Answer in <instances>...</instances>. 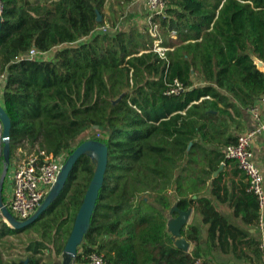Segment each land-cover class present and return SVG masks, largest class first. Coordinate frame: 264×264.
<instances>
[{
	"label": "trees",
	"instance_id": "trees-1",
	"mask_svg": "<svg viewBox=\"0 0 264 264\" xmlns=\"http://www.w3.org/2000/svg\"><path fill=\"white\" fill-rule=\"evenodd\" d=\"M132 2L0 0L10 167L16 155H70L90 132L107 145L108 165L75 264H88L94 252L109 264H213L198 225L182 230L191 251L174 244L169 211L175 202L196 210L197 199L182 195L186 184L195 195L211 187L244 225L259 227L258 198L224 149L264 94V0H168L143 27H117ZM115 5L120 10L107 29L105 9ZM155 40L167 49L163 55ZM54 49L51 60L27 57ZM175 80L182 90L170 93ZM223 162L242 174L232 189L222 183L224 171L213 178ZM95 167L82 155L60 194L24 228L9 226L0 213V264H52L47 257L63 253ZM221 219L210 224V241L217 232L223 251L237 241L247 250L239 257L260 262L261 239Z\"/></svg>",
	"mask_w": 264,
	"mask_h": 264
},
{
	"label": "built area",
	"instance_id": "built-area-1",
	"mask_svg": "<svg viewBox=\"0 0 264 264\" xmlns=\"http://www.w3.org/2000/svg\"><path fill=\"white\" fill-rule=\"evenodd\" d=\"M149 18L155 14H163L168 0H144ZM0 3V10H1ZM148 19V21L150 20ZM106 31V28H103ZM156 36V27L152 30ZM175 37L176 32L172 33ZM157 41V40H156ZM160 40L154 46L155 50L162 55L167 50L160 46ZM41 53L32 50L27 57L29 59H40ZM4 77L0 76V85L4 82ZM170 89V93H178L182 90V85L177 80ZM251 126L238 135L234 144L228 145L224 149V157L227 160H234L238 168L244 172L248 181V190L253 192L259 202L260 223L259 228L264 229V174L258 164L254 151V143L264 134V94L249 109ZM0 129L2 123L0 121ZM1 137V135H0ZM68 153L53 156L44 151L38 154L32 153L26 157H15L13 160V171L9 175L10 192H6L3 199L12 215L19 221H24L31 217L39 208L52 186L55 184L61 168L66 161ZM1 213V212H0ZM261 261L245 264H264V233L260 244ZM88 264H109L105 258L97 252L90 255Z\"/></svg>",
	"mask_w": 264,
	"mask_h": 264
},
{
	"label": "water",
	"instance_id": "water-1",
	"mask_svg": "<svg viewBox=\"0 0 264 264\" xmlns=\"http://www.w3.org/2000/svg\"><path fill=\"white\" fill-rule=\"evenodd\" d=\"M101 15L98 13L97 20L100 21ZM2 11L0 10V31L2 27ZM258 66H263V63H259ZM0 121L2 123L1 141H2V154H3V171L0 176V212L7 224L13 228L21 229L33 222H35L47 209V207L55 200V198L60 194L63 187L66 184L68 176L72 171L74 165L78 159L84 155H89L96 164L93 178L91 179L86 193L83 198V202L76 214L70 235L64 247L63 255L65 256L63 264H71L75 261L78 254V249L83 241L85 234L87 233L91 218L94 213L97 199L99 196L100 189L104 184L105 173L108 165V147L105 143L97 140L96 138H89L81 142L76 146L72 153L67 157L64 162L61 171L57 177L55 184L52 186L51 190L36 210V212L24 221L17 220L12 213L9 211L7 206L3 201V190L6 177L11 163V119L7 114L5 107L0 104ZM95 129L102 130V126H94ZM223 169V165L216 171L213 176H217ZM192 213V208L188 210H182L177 206L175 202L169 215L173 216L171 220L168 221L167 230L171 234L174 244L183 249L184 251H189L190 242L182 235V230L187 226L190 215ZM175 215V217H174ZM25 264L27 262L25 261Z\"/></svg>",
	"mask_w": 264,
	"mask_h": 264
},
{
	"label": "crops",
	"instance_id": "crops-1",
	"mask_svg": "<svg viewBox=\"0 0 264 264\" xmlns=\"http://www.w3.org/2000/svg\"><path fill=\"white\" fill-rule=\"evenodd\" d=\"M146 8L147 7L145 6V10ZM127 14L128 15L126 19L131 20L133 18V8L130 11H128ZM50 53H52V56H50ZM53 56H54V51H50V52L42 53L40 59L51 60ZM263 67H264V64H263ZM259 68L260 70L264 71V68L263 69L261 67ZM4 83L5 81L0 85V104L1 105H3L2 97H3V91H4ZM250 126H251L250 116L247 111L245 114L244 128L242 131L248 129ZM254 151H255L258 164L261 167V170L264 174V134L261 135L254 143ZM222 165H223L222 171H224L222 183H228L229 185H231L229 186L230 189H232L233 183L239 184L242 174L235 175L232 173L234 169L232 162L228 164H225L223 162ZM7 192L8 193L10 192V185L8 187ZM182 195L188 198L191 197L193 199H197L195 203L196 210H195V207H191L192 213L190 215L187 225L194 223L198 225V227L201 229V248L203 252L209 251L211 253L210 256H207L210 262L213 264H245L247 263L248 261H246V257L238 256V254L240 253L247 252L244 245L238 244L237 241H235V243H233V241H230V246L226 247L227 249L226 251H223L220 247H218V244H217V232L211 238V241H210L208 237V229L210 227V224L214 220H216L217 224L222 223L223 220L221 219V217H223L227 219L228 221H230L231 223H233L234 225L238 226L239 228L246 230L249 234L253 235V237L257 239H261L263 237L264 229L261 230L259 227L251 228V227L244 225L242 220L240 218H237L234 215V211H233L232 206L230 205V202L221 203L215 199V197L211 194V187H208L204 192L200 193L199 195H195L191 192L189 184H186ZM205 216L209 218H206ZM172 218L173 216L169 215V220H171ZM234 244H237L238 246L235 252L233 251ZM193 247L194 245L190 243L189 251H191Z\"/></svg>",
	"mask_w": 264,
	"mask_h": 264
},
{
	"label": "rangeland",
	"instance_id": "rangeland-1",
	"mask_svg": "<svg viewBox=\"0 0 264 264\" xmlns=\"http://www.w3.org/2000/svg\"><path fill=\"white\" fill-rule=\"evenodd\" d=\"M145 6H146L145 1L133 0L131 5L127 8L125 14L120 18L119 23L117 24V27L124 28L130 24H133L134 26H138V27H143L144 25H146V23L148 22V19H150V18H149V13L147 12V8L145 10ZM132 8H133V18L131 20L126 19L127 15H128L127 12L130 11ZM118 10H120L119 5H115L113 7V10H111V11L108 10V7L105 9V14L107 17L106 19L108 21L107 29L110 28L111 22L117 18ZM151 32L154 35L152 30H151ZM157 41L155 40L154 45H156ZM52 51H54V53H55V49ZM50 56H52V53H50ZM260 67L262 68L263 66H260ZM1 132H2V130H1ZM86 137H89V138L92 137L90 135V132H88L87 134L84 135V138H86ZM18 156H20V155H16L15 157H18ZM20 157H23V156H20ZM2 171H3V162H1V164H0V176L2 174ZM12 171H13V165L9 168L7 180L5 181V184H4V190H3L4 195L8 190L9 180H10L9 175H11ZM64 258H65V256L62 253L59 256H48L47 260L52 262V264H63ZM71 264H75V262L73 261Z\"/></svg>",
	"mask_w": 264,
	"mask_h": 264
}]
</instances>
